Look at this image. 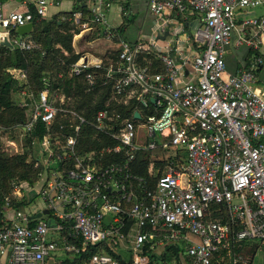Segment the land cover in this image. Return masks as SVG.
<instances>
[{"label": "built area", "instance_id": "1", "mask_svg": "<svg viewBox=\"0 0 264 264\" xmlns=\"http://www.w3.org/2000/svg\"><path fill=\"white\" fill-rule=\"evenodd\" d=\"M61 1L22 0V10L6 13L0 0V41L10 28L44 19L47 8ZM112 4L92 0L91 19L81 31L104 26L112 39L106 21ZM149 8L158 30L172 21L192 22L189 41L165 48L121 41L117 60L106 68L104 58L93 54L71 65L70 77L103 70L100 77L113 83V94L136 105L130 117L107 108L91 122L76 116L74 135L52 169L46 147L42 166L48 175L38 189L44 206L30 213L5 208L0 264H46L59 252L75 255L87 247L99 252L86 264H120L118 257L150 264L148 253L181 242L190 264H249L242 245L264 246V91L255 73L260 58L236 74L226 69L230 45L264 52V0H153ZM81 17L74 14L77 22ZM12 43L21 50L35 47ZM146 55L155 56L161 72L152 62L140 64ZM15 73L27 83L23 70ZM85 80L89 90L95 87L96 75ZM59 112L50 93L40 92L24 132L38 122L50 125ZM85 125L102 143L79 156L75 145ZM141 152L169 161L153 188L131 173ZM21 187L12 184L11 198L22 196ZM44 210L48 215L32 218ZM69 240H80L82 249Z\"/></svg>", "mask_w": 264, "mask_h": 264}, {"label": "trees", "instance_id": "2", "mask_svg": "<svg viewBox=\"0 0 264 264\" xmlns=\"http://www.w3.org/2000/svg\"><path fill=\"white\" fill-rule=\"evenodd\" d=\"M78 10L80 11V7L76 11L67 14L63 20L47 22L45 19H36L33 22L32 31L27 35L19 36L16 33V29H9L8 40L10 43L15 39H19L26 43L32 42L35 47L30 50H21L13 43L12 48L0 45V124L4 128L17 127L28 121L29 118H27L26 111L30 106L26 101L24 106H22L15 99V96L23 90L27 94L34 95V97L40 92L47 90L51 99L64 90V108L75 110L79 116L84 117L88 122L92 121L98 110L105 108L116 111L122 117L131 116L136 105L134 99H129L124 105L125 96H115L112 90L113 83L100 77L104 73L103 70L96 72L85 70L81 75L68 79L71 65L82 55L76 53L73 49V36L80 33L82 23L91 19V16L88 17V13L82 11V17L77 22L74 14ZM127 25H122L110 31L112 39L116 40L114 42L126 41L123 34ZM92 26V37L107 36L106 31H102L103 29L101 30L100 26ZM248 55L249 62L246 64V69L251 68L252 60L255 57H260L259 53L252 50H249ZM117 56L118 52L109 53L104 58V68L108 66L110 61L115 62ZM139 62L141 65L152 62L153 70L156 72L162 71V67L157 63L155 56H142ZM11 70L25 71L27 73V83L20 84L16 81L10 73ZM90 73L96 75V85L89 90L85 76ZM76 124L72 125L68 114L58 113L54 121L48 126L38 122L31 132L26 133L25 143L31 149L34 142L42 143L45 137H51L52 135L59 136L65 142L68 137L74 135ZM95 136L96 132L91 126H83L75 145L76 154L80 156V152L97 150L102 142ZM61 150L54 151L60 154ZM168 162V160L157 162L151 152H141L131 164V173L145 181L149 188H153L157 177L164 172ZM33 163H28V153L9 156L0 148V229L8 226L5 221V208L7 210L28 211L31 204L36 200V194H33V196L32 193H28L27 196L25 194L26 187L30 188L34 184L41 170L39 165L34 166ZM156 169L160 170L157 174ZM13 183L23 184L21 187L22 197L18 199L11 198ZM34 223L35 221L32 222V224ZM69 241L78 248L82 247L80 240ZM259 247L264 249V246L258 244H243L240 253L244 258L248 259L249 264H260L258 262L255 263V256L260 249ZM166 251L177 260L184 253L182 248L176 246H167ZM98 252L99 250L96 248L87 247L81 250V253L72 255L71 259L64 258L60 264H86ZM147 255L150 264H153L156 260V255L152 253ZM118 260L120 264H128L127 260H122L119 257Z\"/></svg>", "mask_w": 264, "mask_h": 264}, {"label": "crops", "instance_id": "3", "mask_svg": "<svg viewBox=\"0 0 264 264\" xmlns=\"http://www.w3.org/2000/svg\"><path fill=\"white\" fill-rule=\"evenodd\" d=\"M152 1L153 0H113L112 7L110 8V10L106 15L107 27L110 30H115L118 27H121L122 25L128 24L126 31L123 34V37L125 38L126 41L130 43L143 42V43L156 44L161 48H165L169 44H174L177 41L179 42V46L184 47L186 41H189L190 34L193 31V27H190L189 25L192 22L187 21L181 23L178 21L177 22L172 21L167 23L165 27H162L160 30H158L157 29V26L159 25V24L157 25L158 20L151 13L149 8L150 3ZM1 2L3 4V9L6 13L11 11H20L23 9V6L21 4L22 0H3V1L1 0ZM91 5H92V0H62L59 5H53L47 8V14L44 19L47 22H52L54 20H63L67 14L76 11V9H79V7H80V11L78 10L77 13L78 12L82 13L83 11L85 13H88L87 15L89 17ZM261 12H262L261 9H257L255 11L256 14H261ZM100 28L101 30L103 29L102 31L104 32L106 31V27L100 26ZM92 31L93 30L80 31L79 34L73 36L72 46L74 51H76V53L78 51L75 43L78 40H80V50L83 52L82 55L93 54L94 56L105 58L111 52H118L120 42H114L116 40L107 39L106 37L96 36L94 38L92 37ZM235 37L236 36H233L232 41L235 40ZM226 50H227L226 69L228 74H236L239 70L244 69L246 67L247 62H249L248 60L249 50L246 47L235 48L232 45H230L227 47ZM259 55H260L259 57L260 64L255 69L257 75V88L260 91H264V52L261 51ZM253 64H254V60H252L251 67L253 66ZM15 71L16 70L10 71L13 78L16 81H18L20 84H25L26 82L21 81V79L18 78V75H16ZM68 79H71V77H69ZM24 91L25 90L17 94L15 96V99L22 96L24 98V101H26V103L29 106L34 107L36 97H34V95L32 94L24 95L23 94ZM58 95L60 96L59 100L65 102L64 90L63 92L58 93L56 96L58 97ZM44 139H46V137ZM65 146L62 147L60 154L57 153L54 154L53 150L50 149L53 156L51 158V162L49 163L48 168L52 169L53 167H56L57 156L58 155L62 156V154H64ZM82 153L84 152H80V154ZM42 168L43 170L48 171L46 167L44 168L42 166ZM28 193H32V196L33 194L39 196L38 191L37 192L28 191ZM43 206H44L43 203L42 205H40L38 203L33 202L30 206V210L28 211L22 210V211L30 213L33 211L40 210L41 208H43ZM185 245H186L185 242H181L176 246L184 250V253L183 255L180 256L179 260H177L175 257H170L169 255L170 253L168 252L169 250L166 251V247H159L154 252V254L157 257L165 258L164 260H166V258L169 257L173 264H190V261L184 255Z\"/></svg>", "mask_w": 264, "mask_h": 264}, {"label": "rangeland", "instance_id": "4", "mask_svg": "<svg viewBox=\"0 0 264 264\" xmlns=\"http://www.w3.org/2000/svg\"><path fill=\"white\" fill-rule=\"evenodd\" d=\"M77 47V53H83L80 50V40L76 41L75 43ZM76 52V51H75ZM25 72V71H24ZM26 73V72H25ZM27 76V73H26ZM27 79V78H26ZM26 84V83H25ZM26 91L25 94L26 95ZM20 96V95H19ZM59 95L58 97L56 96L54 98L55 105L58 109H60L59 113H64L68 114L70 118V122L73 124L77 123L76 116H78V113L75 110L72 109H66L64 108L65 102H62V100H59ZM16 101L18 103H21L22 106H24V98L22 96L16 98ZM33 110V107L30 106L27 108L26 115L27 118H29V115L31 114ZM27 123V122H26ZM25 123V124H26ZM19 125L17 127H13L10 129H6L3 127V132L0 133V148L2 151H4L7 155L9 156H18V155H23L28 153V163L34 162V166L39 165L41 167L40 172L37 175V179L35 180L34 184L29 188L26 187L25 194L26 196L28 195V191H38L39 187L41 186L42 181L47 177V172L43 170L41 164L45 163V160L47 158V152H46V147L47 149L55 151H60L62 147L66 145V141H62L59 136L57 135H52L46 137V146H43V141L42 143H33V146L31 149L28 148V146L25 143V138H26V132H24L23 127L24 125ZM97 137V136H95ZM28 148V149H27ZM55 150V151H54ZM36 164V165H35ZM34 203H38L42 205V200L40 196L36 197V200ZM255 244V243H252ZM257 245V244H256ZM260 249L257 251V254L255 256V263H260L264 264V249L263 247H259ZM171 255V254H169ZM186 256V254H184ZM71 259L72 254H67L64 255V253H58L55 257L51 258L46 264H60L64 258ZM171 257V256H170ZM187 257V256H186ZM160 258L156 256V260L154 261V264H173L171 259L169 257L166 258ZM187 259L190 261L189 257Z\"/></svg>", "mask_w": 264, "mask_h": 264}, {"label": "water", "instance_id": "5", "mask_svg": "<svg viewBox=\"0 0 264 264\" xmlns=\"http://www.w3.org/2000/svg\"><path fill=\"white\" fill-rule=\"evenodd\" d=\"M189 25H190V27H193V29L195 28L193 23H190ZM32 28H33V24L32 23H28V24H26L24 26L18 27L16 29V33L19 36L27 35V34H29L32 31ZM0 45L6 46V47H9V48H12L13 47L12 44L9 42V40L7 38H4L3 41H0ZM134 117L136 119H138L140 116H139L138 113H135ZM43 215H48V211L47 210H44V211H42L40 213H37L32 218L34 220H36V219L41 218Z\"/></svg>", "mask_w": 264, "mask_h": 264}]
</instances>
